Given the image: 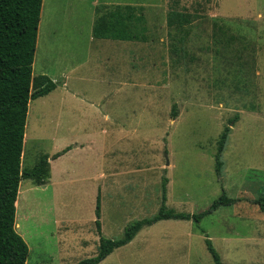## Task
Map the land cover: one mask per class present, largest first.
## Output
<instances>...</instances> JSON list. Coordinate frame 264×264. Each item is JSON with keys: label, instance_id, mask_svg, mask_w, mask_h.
<instances>
[{"label": "rangeland", "instance_id": "374dc122", "mask_svg": "<svg viewBox=\"0 0 264 264\" xmlns=\"http://www.w3.org/2000/svg\"><path fill=\"white\" fill-rule=\"evenodd\" d=\"M116 5L143 16L145 40L94 37V20ZM172 11L185 16L182 25H169ZM38 74L56 88L29 101L22 169L70 143L65 127L44 118L46 107L82 108L99 98L110 120L87 130L94 143L82 157L58 160L51 184L20 180L15 229L29 249L25 264L93 257L97 197L101 234L117 238L156 213L163 178L166 206L175 211L201 212L223 192L236 201L198 224L159 220L98 264H214L206 238L222 264H264V212L253 202L264 194V0H42L32 64ZM108 166L117 170L101 179Z\"/></svg>", "mask_w": 264, "mask_h": 264}, {"label": "trees", "instance_id": "16d2710c", "mask_svg": "<svg viewBox=\"0 0 264 264\" xmlns=\"http://www.w3.org/2000/svg\"><path fill=\"white\" fill-rule=\"evenodd\" d=\"M42 0H0V264H25L28 246L15 229V201L22 178L44 183L49 176L48 155H43L30 169L21 168L23 138L30 100L44 96L56 87V81L46 74L32 75L38 24ZM131 5H116L94 20L93 35L97 38L116 40H145L144 18L136 14ZM184 15L172 11L169 25H182ZM141 36V37H140ZM175 112V104L171 108ZM233 120H230L232 122ZM229 126L222 130L217 144L215 169L222 168L221 153L229 134ZM66 148L55 153L57 157ZM167 179L161 181V203L155 214L130 222L117 238L101 234L99 221V197L96 199V230L99 244L96 255L74 264H98L115 249L128 244L144 227L163 219H192L197 224L207 214L221 205L236 201L224 192L215 198L208 208L198 213L175 211L166 206ZM264 212V194L253 201ZM206 249L214 264H222L220 256L209 238Z\"/></svg>", "mask_w": 264, "mask_h": 264}, {"label": "crops", "instance_id": "0c3cea01", "mask_svg": "<svg viewBox=\"0 0 264 264\" xmlns=\"http://www.w3.org/2000/svg\"><path fill=\"white\" fill-rule=\"evenodd\" d=\"M93 25H94V23H93ZM92 33H93V31H92ZM94 37H93V39H94ZM95 38H97V37H95ZM91 39H92V36H90V40ZM97 39H107V38H97ZM63 84L66 86L65 80H64ZM55 88L53 90H55ZM49 94H50V92L46 95H49ZM70 95H71V97L76 98V96H78V93L77 92H73L72 94L69 93V96ZM97 100H99V98ZM97 100L90 101L87 106H84L82 108L77 107V105H75V104L67 105L66 107H64V106L56 107L55 106L57 109V112H56V110L54 112H53V110L51 111V109H53L51 106H50L51 108L46 107V114H45L44 118H47L48 123L52 124V128H58L59 126L65 127L68 130V133L70 134V143L67 147H65L66 151L64 153H62L61 155H59L57 157H53V155L59 151L54 152L51 155L52 157H49V155H48L49 176H48V179L44 183H41L38 185L51 184V181H52L53 176H54L53 167H55L57 165V162L61 161V159L65 160L67 158H71L73 155H76L77 153H78V156L82 157L81 156L82 152L85 149H87L88 147H91V144L94 143V138H93L94 135L87 130L93 129L94 126L97 125L95 123L96 120H98L100 123H102L103 121L110 120V113L106 110H103L102 107H100V105L98 104ZM72 101L73 100H70V98H68V102H72ZM60 108H61V110H60ZM79 109L85 110L84 111V117H82V118H80L78 116V110ZM50 114H54V116L52 117ZM60 117H61V119L63 117V122H61L59 120ZM79 120H81V121H79ZM100 123H99V127L102 128V124H100ZM25 126H26V124H25ZM77 129L79 130L78 132L73 131V130H77ZM23 145H24V138H23ZM65 148H63V149H65ZM63 149H61V150H63ZM22 156H23V151H22ZM71 167L72 166L70 165L67 167V169H69V171H71ZM116 170H117V168H111V170H110L109 166H108L106 169V172L103 173V171H101L99 173V177L101 179H103V178L108 176L107 172L111 171V173H113V172L115 173ZM111 173H110V177H111ZM104 187H106V185L100 184V185L96 186L95 190L100 193L102 191V188H104ZM16 205H17V202L15 201V208H16ZM39 223L41 225L47 224L45 218L41 219ZM16 226H17V223H15V227ZM60 251H61V249H60ZM60 251L58 250V252L55 253L54 256L59 257Z\"/></svg>", "mask_w": 264, "mask_h": 264}]
</instances>
